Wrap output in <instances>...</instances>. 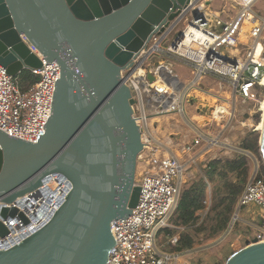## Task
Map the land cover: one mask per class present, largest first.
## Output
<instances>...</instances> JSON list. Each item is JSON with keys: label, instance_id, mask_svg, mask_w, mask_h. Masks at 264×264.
Listing matches in <instances>:
<instances>
[{"label": "water", "instance_id": "obj_1", "mask_svg": "<svg viewBox=\"0 0 264 264\" xmlns=\"http://www.w3.org/2000/svg\"><path fill=\"white\" fill-rule=\"evenodd\" d=\"M187 9L188 0H0V65L7 74L40 68L32 49L60 68L37 143L0 131V238L9 233L2 221L16 214L24 220L5 204L49 175L71 184L45 224L0 249V264H107L110 225L138 201L134 177L143 150L134 99L120 72ZM171 78L178 90L185 87ZM223 264H264V243L246 241Z\"/></svg>", "mask_w": 264, "mask_h": 264}, {"label": "built area", "instance_id": "obj_2", "mask_svg": "<svg viewBox=\"0 0 264 264\" xmlns=\"http://www.w3.org/2000/svg\"><path fill=\"white\" fill-rule=\"evenodd\" d=\"M227 1L233 15L222 10L211 12L202 7V0H188V9L172 20L160 33H154L145 50L121 72L124 85L130 90L134 105L132 117L140 129L143 150L137 158L134 185L139 187L136 206L126 218L110 225L114 245L107 264H166L171 256L156 248V234L167 226L174 214L181 192L183 164L177 156L163 153L159 145L145 141L148 120L182 114L196 83L208 76L231 86V94L242 101H257L261 95L264 74V17L253 11L258 0ZM225 16H222V15ZM186 25L167 41L168 34L181 20ZM164 25H161V28ZM166 43V44H165ZM40 68L27 69L37 80L20 88L15 78L0 65V131L29 143H37L45 133L44 125L51 116L55 80L60 68L55 61H47L35 50ZM152 57L154 63L149 64ZM188 70V84L177 89L168 83L175 61ZM46 64V65H45ZM148 75L154 79L148 80ZM200 92V91H198ZM200 143L195 137L189 153ZM71 189L70 182L60 174L49 175L35 190L26 193L7 207H15L16 214L2 221L8 235L0 238V249L22 241L39 229L58 209ZM237 208L247 209L258 221L255 234L258 244L264 243V180L255 169L237 199ZM254 208H259L257 213ZM39 220V221H38ZM170 242L175 244L176 239Z\"/></svg>", "mask_w": 264, "mask_h": 264}, {"label": "rangeland", "instance_id": "obj_3", "mask_svg": "<svg viewBox=\"0 0 264 264\" xmlns=\"http://www.w3.org/2000/svg\"><path fill=\"white\" fill-rule=\"evenodd\" d=\"M203 2L205 6L208 4L211 12L218 13L223 10L227 17L234 14L227 1L203 0ZM253 11L264 17V0H258L253 6ZM185 25L186 21L182 19L168 34L167 41H171ZM154 61L156 57H152L150 63ZM173 61H175L173 73H178L182 77L187 74L185 77L188 79V71L182 67L181 62ZM262 80L261 84L264 85ZM15 81L20 88L29 85V80L24 82L20 75L15 77ZM195 87L200 92L190 93V101H186L184 113L148 120L144 128L145 141L159 145L163 153L176 155L184 164L180 177L181 190L188 187L199 176H203L206 165L211 160L234 159L238 155L246 158L245 182L253 175L255 169L258 170V176L264 180L260 132L256 129L263 118L261 103L264 102V98L260 96L255 102L234 98L229 84L211 76L197 82ZM260 93L264 96V87L261 88ZM195 137H199V145L189 153H184L183 149L191 146ZM242 142L249 145L256 144V149L244 150L241 148ZM137 165L139 169L142 165L141 161ZM228 177L233 183L237 182L234 174H229ZM218 183L219 181L207 183L204 208L201 214L198 213L194 223L186 228L177 223L176 215L173 214L168 221V226L161 230L165 236H175L176 241L180 234H189L193 241L190 249L178 252L174 244L170 241L166 244L167 239L165 238L164 241L161 239V231L156 234V247L161 253L171 256L166 264H223L230 255L244 248L246 241L252 240L258 222L252 221L245 209L237 210V199L240 194L237 196L234 209L228 214L225 230L213 234L227 214L226 202H219L222 194L215 192L214 195L213 193V188ZM214 196L217 198H213ZM254 210L259 212V208ZM234 216L237 218L228 228ZM162 241L165 243L164 248H161Z\"/></svg>", "mask_w": 264, "mask_h": 264}, {"label": "trees", "instance_id": "obj_4", "mask_svg": "<svg viewBox=\"0 0 264 264\" xmlns=\"http://www.w3.org/2000/svg\"><path fill=\"white\" fill-rule=\"evenodd\" d=\"M24 82L29 80V85L37 80L35 76H32L29 71L24 70L19 74ZM24 86L23 88H26ZM241 148L247 151L256 149V144L249 145L242 142ZM246 158L243 155H238L234 159H215L211 160L206 165V170L203 176H199L188 187L181 190L178 203L174 214L176 215L177 223L188 227L198 218L196 213L204 208L205 192L207 183H213L219 181L214 186L213 193L222 194L219 202H226V217L221 221V224L213 232L217 234L225 230L228 223V214L234 209L237 196L242 192L247 178ZM242 169V170H241ZM242 176L240 175L241 173ZM229 174H234L237 180L233 183L228 177ZM245 183V184H244ZM244 184V186H243ZM213 198H217L214 196ZM192 238L189 234H180L178 241L174 244L176 251H182L190 249L192 246Z\"/></svg>", "mask_w": 264, "mask_h": 264}, {"label": "crops", "instance_id": "obj_5", "mask_svg": "<svg viewBox=\"0 0 264 264\" xmlns=\"http://www.w3.org/2000/svg\"><path fill=\"white\" fill-rule=\"evenodd\" d=\"M215 13H216V12H215ZM218 13H219V12H218ZM151 60H152V59H151ZM151 60H150V61H151ZM150 61H149V63H150ZM150 64H151V63H150ZM186 70H187V69H186ZM187 71H188V70H187ZM175 75H176V76L179 78V80H181L182 82H184V83H187V82H188V79L185 77L187 74H186L184 77H182V76L179 75L178 73H176ZM172 115H173V114H172ZM175 156H176V155H175ZM178 159H179V158H178ZM179 161H180V160H179ZM180 162H181V161H180ZM181 163H182V162H181ZM182 164H183V163H182ZM183 166H184V164H183ZM181 189H182V187H181ZM245 210H246L247 213L250 215L252 221L258 222V221L254 218V216L249 212V210H247V209H245ZM201 211H202V210L198 211V212L196 213V215L198 216L199 214H201ZM199 212H200V213H199ZM198 213H199V214H198ZM168 221H169V220H168ZM167 226H168V222H167ZM167 226H166V227H167ZM176 229H177V228H176ZM162 230H163V229H162ZM160 231H161V230H160ZM160 231H159V232H160ZM159 232H158V233H159ZM161 232H162V233H161V239L164 241V239L166 238V239H167V243H166V244H168V242L170 241V240H168V238H169V237H172L173 235H172V236H169V235H166V236H165L164 233H163V231H161ZM172 238L174 239L175 236H173ZM172 238H170V239H172ZM177 239H178V238H177ZM163 241H162V243H161V248H164L163 246H165V243H164ZM156 248H157V247H156ZM157 250L161 253V251H160L158 248H157ZM163 254H164V253H163ZM188 262H189V253H188Z\"/></svg>", "mask_w": 264, "mask_h": 264}, {"label": "bare ground", "instance_id": "obj_6", "mask_svg": "<svg viewBox=\"0 0 264 264\" xmlns=\"http://www.w3.org/2000/svg\"><path fill=\"white\" fill-rule=\"evenodd\" d=\"M201 6L202 7H205V4H204V2H203V0H202V2H201ZM263 80H264V74H263ZM262 80V81H263ZM262 85V84H261ZM263 87H264V85H262ZM195 88H197V87H195ZM261 109H262V111H263V118H262V120H261V122L257 125V131H259L260 132V145L262 146V148L264 149V102L263 103H261ZM39 221V220H38Z\"/></svg>", "mask_w": 264, "mask_h": 264}]
</instances>
